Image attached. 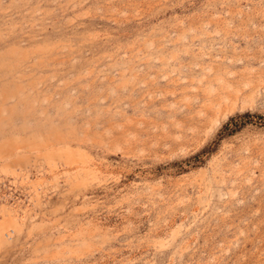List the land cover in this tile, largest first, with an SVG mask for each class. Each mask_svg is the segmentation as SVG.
I'll return each mask as SVG.
<instances>
[{"label":"rangeland","instance_id":"obj_1","mask_svg":"<svg viewBox=\"0 0 264 264\" xmlns=\"http://www.w3.org/2000/svg\"><path fill=\"white\" fill-rule=\"evenodd\" d=\"M0 264H264V0H0Z\"/></svg>","mask_w":264,"mask_h":264}]
</instances>
